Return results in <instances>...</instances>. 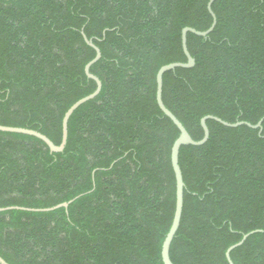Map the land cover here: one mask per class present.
<instances>
[{
	"label": "trees",
	"instance_id": "1",
	"mask_svg": "<svg viewBox=\"0 0 264 264\" xmlns=\"http://www.w3.org/2000/svg\"><path fill=\"white\" fill-rule=\"evenodd\" d=\"M209 0H0V257L8 264H163L176 183L179 131L156 102V74L185 63L184 28L204 32ZM206 37L187 33L190 69L163 75L162 101L190 137L200 120H260L261 131L207 120V142L182 146L184 193L173 264H264V0H215ZM76 198V199H75Z\"/></svg>",
	"mask_w": 264,
	"mask_h": 264
},
{
	"label": "water",
	"instance_id": "2",
	"mask_svg": "<svg viewBox=\"0 0 264 264\" xmlns=\"http://www.w3.org/2000/svg\"><path fill=\"white\" fill-rule=\"evenodd\" d=\"M214 1L215 0H209V2L207 4V9H208V11H209V13L213 19V22H212L209 29H207L204 32H198V31L191 29V28H184L182 30V33H181L182 49H183L184 55L186 57V62L185 63H170L167 65H164L158 70V72L156 74V102H157V105H158L159 109L161 110V112L167 118H169L172 121V123L176 126V128L179 131V136L177 137V139L172 144L171 153H170V160H171V165H172V169L174 172L175 183H176V197H175V210H174L172 223H171V226L169 228L168 233L166 234V236L164 238V241H163L162 247H161V259H162L163 264H173L170 260L169 250H170V245L172 243V240H173V238H174V236H175V234L179 228L180 220H181V214H182V208H183L184 183H183L182 172H181V169H180L179 163H178L180 148L182 146H188V145H190V146H201L207 142V140L209 138V130H208V127L206 125L207 120L216 121V122L220 123L222 126H225L228 128H236L238 126L245 125L249 128L259 129L261 131L262 120H260L255 125H251V124L246 123V122L228 123V122L222 121L221 119H219L217 117L206 116L200 120V125H201V128L203 130V137H202V139H200L198 141H194L190 137V135L188 134V132L186 131L184 126L179 122V120L163 104V101H162L163 75L166 72L174 70L176 68L190 69V68L194 67L195 61L191 57L190 53L188 52L187 45H186L187 33H192V34H195V35L200 36V37H206L210 32H212V30L214 29L215 24H216L215 15L211 10V6H212ZM82 36H83L85 43L95 51L94 58L86 64V66L84 68V72H85L86 77L89 80H92L95 82L96 88H95L93 93H91L88 96H85V97L79 99L78 101H76L65 112L63 119H62V125H61L62 133H61L60 143L58 145H55L46 136L42 135L41 133L34 131V130L26 129V128L0 126V132L15 133V134H23V135L32 136V137H35V138L41 140L48 147L50 152H52V153L63 152V150L66 146V142H67V135H68L67 125H68V121H69L70 116L82 104H84V103L94 99L96 96H98V94L101 91V87H102L100 80L96 76H94L93 74L90 73L91 66L94 65L95 63H97L99 61V59L101 58L100 50L92 43L91 40L87 39V37L84 35L83 32H82ZM72 201L73 200H71L69 202H64V203L58 204V205L53 206L51 208H44V209H29V208L11 206V207H6V208H0V212L10 211V210L50 212V211L60 209V208L67 210L69 204ZM258 232H261V231L256 230V231H251L247 234H244L239 242H237L236 244L231 245L229 248H227V250L225 252V257H226L228 264H234L230 258V253L234 249H236L237 247L241 246L250 235H252L254 233H258ZM0 264H8V263L5 262L0 257Z\"/></svg>",
	"mask_w": 264,
	"mask_h": 264
}]
</instances>
